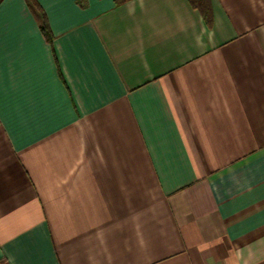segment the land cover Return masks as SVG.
I'll list each match as a JSON object with an SVG mask.
<instances>
[{"label":"crops","instance_id":"crops-1","mask_svg":"<svg viewBox=\"0 0 264 264\" xmlns=\"http://www.w3.org/2000/svg\"><path fill=\"white\" fill-rule=\"evenodd\" d=\"M0 0V264H264V0Z\"/></svg>","mask_w":264,"mask_h":264},{"label":"trees","instance_id":"trees-1","mask_svg":"<svg viewBox=\"0 0 264 264\" xmlns=\"http://www.w3.org/2000/svg\"><path fill=\"white\" fill-rule=\"evenodd\" d=\"M126 1L129 0H116L117 4H122ZM28 5L30 6V8L33 10L40 29L42 31V33L44 34V36L51 41L52 40V33L49 27V23L47 20V15L44 12L43 8L41 7V5L39 4L38 0H27ZM191 4L194 8L198 9L201 14L203 15L204 19L209 22L210 18H211V7H210V3L209 0H191Z\"/></svg>","mask_w":264,"mask_h":264}]
</instances>
